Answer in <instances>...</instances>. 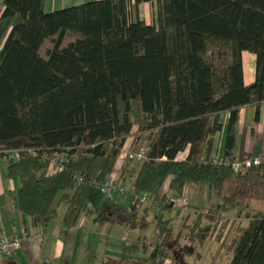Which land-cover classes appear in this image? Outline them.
Wrapping results in <instances>:
<instances>
[{"label":"trees","instance_id":"trees-1","mask_svg":"<svg viewBox=\"0 0 264 264\" xmlns=\"http://www.w3.org/2000/svg\"><path fill=\"white\" fill-rule=\"evenodd\" d=\"M142 1L150 0H90L44 11L43 0H1L0 153L18 149L5 169L19 179L23 213L56 216L58 195L67 201L61 217L67 226L85 210L99 223L139 221L141 229L154 222L157 238L145 260L165 264L176 248L164 215L170 205L152 212L134 192L154 195L167 178L177 194L190 182L211 186L218 200L195 232L201 240L224 211L264 197V162L236 173L208 156L220 112L229 110L224 160L240 157L244 152L232 149L242 136L238 108L254 105L257 118L264 100V0H155L156 24L139 17ZM243 50L256 56L255 79L247 84ZM134 126L149 134L148 153L121 167V178L133 174L125 204L92 181L115 172ZM53 151L70 157L47 175ZM178 252L171 264H184ZM212 264H264L263 209L241 228L229 260Z\"/></svg>","mask_w":264,"mask_h":264},{"label":"crops","instance_id":"crops-1","mask_svg":"<svg viewBox=\"0 0 264 264\" xmlns=\"http://www.w3.org/2000/svg\"><path fill=\"white\" fill-rule=\"evenodd\" d=\"M86 1L90 0H43V10L51 11ZM131 2L133 3L134 0H131ZM2 7L0 0V12ZM148 12H150V16L147 14ZM138 15L148 23L156 24L155 0L140 2ZM241 56L243 81L247 84L255 79L256 56L248 50H243ZM258 111L256 118L254 105L245 104L238 108L236 125L239 132H242V136L238 135L234 141L232 149L235 155L240 149L244 153H254L264 148V100L260 103ZM229 116V110L220 112V128L213 134L212 145L208 152L210 158H224ZM129 138L130 135L127 137L124 146ZM186 154L187 149L179 152L178 157L184 158ZM13 159L15 158L5 157L0 153V235L14 234L19 236L20 246L14 253L4 257L0 264H99L98 262L102 264L105 257L101 254L99 247L106 243V238L109 235L112 237L116 235L111 234L112 225H108L104 229L106 222L99 223L95 219L94 213H86L84 214L85 216L78 219L76 224L67 226L61 220L66 205H63L61 209H57L56 216L49 219L23 213L19 209L16 199V190L20 185L19 179L16 176H8L5 169L7 163ZM118 161L122 162V164L125 162L120 157ZM168 179L161 189H166ZM197 185L199 183H187L181 193L189 196V204L187 205L192 209L199 208V203L204 201L202 189L197 188ZM114 193L117 194V192ZM114 195L112 194L114 199L125 203ZM192 198H195L196 202L193 206L190 204ZM104 231L107 232L106 236ZM132 237L133 235L128 226L124 225L121 240L130 241L129 244L132 246Z\"/></svg>","mask_w":264,"mask_h":264},{"label":"rangeland","instance_id":"rangeland-1","mask_svg":"<svg viewBox=\"0 0 264 264\" xmlns=\"http://www.w3.org/2000/svg\"><path fill=\"white\" fill-rule=\"evenodd\" d=\"M147 14L150 16V12ZM213 51L214 50L210 48L208 54H212ZM148 135L149 134L147 132H143L138 127L134 126L128 142L125 146H123L125 148H129L132 144H134V142H136V139H141L144 144H148ZM119 157L125 160V162H129V166L139 164L132 160H127L123 156ZM122 165V162L117 161L114 172L116 176L119 175L120 166ZM132 176L133 174L128 175L127 173L125 178H119V181L122 182L128 190H130L129 187L131 186ZM202 186L204 187L202 188ZM197 188L202 189L204 194V201L199 203V208L196 207L195 209H192L188 207L187 204L189 203L187 200L185 205L179 207L169 206L170 208L165 211V217L170 218V225L172 226V240L176 246V248L170 251V253L173 255V252H177L178 249H180L178 255L181 257L184 264H212L218 261H228L233 253V248L237 243V236L241 228L247 225V221L257 210H264V197L252 198L250 205L240 211L236 208H230L224 211L221 216L212 220V225L209 229L211 231V229H215V226L217 225V231L219 233H210L208 230L204 233L205 236L201 240L198 236H196L195 232L197 230L199 232L202 231V226H204L209 220L205 212H207L209 205L213 204L218 199L213 188L209 187L207 184L204 183L202 185V183H199ZM110 194L114 195L116 193L112 192ZM114 196L126 204L131 198L130 193L117 192ZM186 197L189 199L188 195ZM195 203V198H192L190 200V204L193 206ZM53 204L57 207V209H61L63 205L67 204V201L59 200L57 195L53 200ZM150 211L154 212L153 210ZM86 213L87 210L83 211L80 217L85 216L84 214ZM198 213L200 214L199 218L197 217ZM150 215H152V213ZM196 218H198L197 223L194 222ZM105 222L104 229L107 228L108 225H112L113 230L111 234L116 235L114 237L111 235L107 238L105 237L107 239L106 243H103L99 247L101 254L105 257L102 264H124L126 262L135 263L137 261H144V264H149L148 261L145 260V257L153 248V245H150L151 242L154 243L157 238L154 234V222H150L147 226H144L141 229L139 227V221L132 222V225H128V229L133 235L132 241L135 242L137 240L139 243L138 247L130 246V241L121 240V233L124 230V224L122 222L116 219L114 221L107 220ZM104 232L106 236L107 232ZM116 236L118 240L116 239ZM172 255L165 258V264L172 263ZM98 263L101 264L100 262Z\"/></svg>","mask_w":264,"mask_h":264},{"label":"built area","instance_id":"built-area-1","mask_svg":"<svg viewBox=\"0 0 264 264\" xmlns=\"http://www.w3.org/2000/svg\"><path fill=\"white\" fill-rule=\"evenodd\" d=\"M131 2V0H130ZM132 3V2H131ZM33 154L37 153V150L27 148ZM148 145L144 144L141 139H136V142L129 148L121 149L119 156L125 157L127 160H132L135 163H140L147 158ZM18 154V149H6L3 156L9 158H15ZM70 154L66 151H53L47 158V165L45 167V174H52L62 167V165L69 159ZM44 158V157H43ZM212 161L220 164L222 162L230 164L232 169L236 173H241L248 169L252 165H257L264 162V148L257 152H245L240 157L234 158L231 161L224 160V158H212ZM78 180L81 177L74 174ZM93 186L100 188L106 193L118 192L127 193L129 190L119 181L118 176L114 173L110 174L104 180L92 181ZM166 189L158 191L154 195H150L148 192H134V196L138 205L148 204L151 210H156L161 204L168 203L171 207H179L187 203L188 198L185 194H177L175 192H169L168 187ZM219 225V224H218ZM210 231V230H209ZM217 233V225L215 229L212 228L210 233ZM219 233V232H218ZM20 246V238L14 234H1L0 235V261L15 252Z\"/></svg>","mask_w":264,"mask_h":264}]
</instances>
